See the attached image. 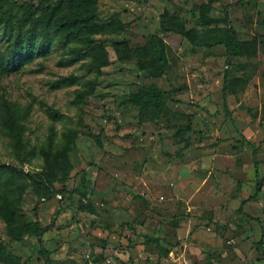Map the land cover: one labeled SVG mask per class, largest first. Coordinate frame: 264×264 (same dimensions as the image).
<instances>
[{
	"label": "rangeland",
	"instance_id": "rangeland-1",
	"mask_svg": "<svg viewBox=\"0 0 264 264\" xmlns=\"http://www.w3.org/2000/svg\"><path fill=\"white\" fill-rule=\"evenodd\" d=\"M56 1L7 0L16 18ZM238 1L98 0L100 20L117 15L127 25L92 37L108 66L98 70L83 47L62 41L0 77V166L46 174L56 192L44 196L26 176L5 198L21 222H32L37 209L46 226L58 212L43 236L52 264H172L171 256L175 264H264L255 248L264 233V0ZM229 5L246 51L229 63L222 47L193 49L161 30L163 17L165 29L220 40ZM150 36L160 39L164 77L155 74L158 63L119 62L113 51L117 43L143 48ZM225 72L233 86L224 104ZM138 87L171 90L186 105H159L154 115L129 101ZM10 114L24 128L22 151L6 130ZM227 114L257 150L260 192L243 208L252 220L237 210L255 193L253 156ZM175 130L184 135L172 137ZM63 154L71 170L59 175L51 162ZM6 218L0 206V251L9 255L0 264H45L35 238L8 236Z\"/></svg>",
	"mask_w": 264,
	"mask_h": 264
},
{
	"label": "trees",
	"instance_id": "trees-1",
	"mask_svg": "<svg viewBox=\"0 0 264 264\" xmlns=\"http://www.w3.org/2000/svg\"><path fill=\"white\" fill-rule=\"evenodd\" d=\"M131 2H144L149 0H130ZM210 1V0H209ZM244 0H239L234 6L242 5ZM98 0H58L54 4H44L41 11L37 13L35 10L26 9L21 17L16 18L13 15L12 4L7 0H0V77L18 72L24 66L30 64L34 59L41 56H46L56 42L65 44L74 43L83 47L88 55L92 58L95 67L99 70L110 64L107 58L105 48L94 42L92 37L95 35H118L123 33L127 27L123 24L117 15L111 16L105 20H100L97 16ZM4 5H8V10L4 9ZM233 5L226 6L224 11V23L227 28L224 30L223 36L220 40L207 41L200 39L192 31H172L164 28V19L161 17L160 26L164 34H174L183 38L193 49H212L214 47H222L225 51L226 62L229 63L235 57L246 55L244 45L237 38L235 30L229 23L228 11ZM209 23H215L213 20H208ZM113 51L119 62H124L132 57L151 60L158 63L156 66V76L164 77V68L166 62L160 51V39L155 36H150L146 45L143 48L132 50L125 43H117L113 46ZM232 80L228 72H225L223 78L222 97L224 104L226 98L232 90ZM129 101L140 108L152 111L154 115L159 111V105L165 106H183L186 105L172 96L171 90L164 91L154 87L144 89L138 87L137 91L132 94ZM231 125L235 128L234 122L227 114ZM152 123V122H147ZM6 130L12 139L13 147L17 151H22L24 146V128L21 126V121L16 117L12 118L10 114L5 124ZM239 135V143L247 147L253 156V163L255 167V193L247 200L241 202L238 213L245 219L252 220L244 213V206L258 197L260 192V178H259V162L256 159L257 150L251 145L237 130ZM161 135V134H160ZM184 132L175 130L174 136L182 137ZM54 161V162H53ZM51 162L52 167L57 168L59 175H65L71 170L66 154L54 158ZM26 176L37 183L41 188L44 196L51 197L56 192L46 174H24L17 169L0 166V206L5 208L7 212V234L15 242H22L23 240L33 237L37 240L39 246V254L43 258L45 264H52L50 254L43 246V236L54 228V219L58 215L55 213L50 223L42 226L36 218V211L34 209L35 219L30 222H21L16 219L14 213L10 210V201L5 198V190L13 188L15 184L22 181ZM80 196H85V190L79 188L75 190ZM3 199V200H2ZM141 202L145 200L137 197ZM148 242L157 241L149 240ZM255 248L261 253L264 259V233L260 240L255 243ZM9 258L5 251H0V261L2 258ZM159 263V261H157Z\"/></svg>",
	"mask_w": 264,
	"mask_h": 264
},
{
	"label": "built area",
	"instance_id": "built-area-1",
	"mask_svg": "<svg viewBox=\"0 0 264 264\" xmlns=\"http://www.w3.org/2000/svg\"><path fill=\"white\" fill-rule=\"evenodd\" d=\"M168 263L175 264V262H174L172 256H171V260H170V262H168ZM152 264H163V263H161V262H159V263H158V262H155V263H152Z\"/></svg>",
	"mask_w": 264,
	"mask_h": 264
}]
</instances>
